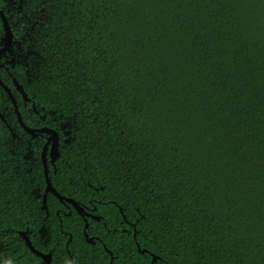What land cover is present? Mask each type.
<instances>
[{"label": "trees", "instance_id": "16d2710c", "mask_svg": "<svg viewBox=\"0 0 264 264\" xmlns=\"http://www.w3.org/2000/svg\"><path fill=\"white\" fill-rule=\"evenodd\" d=\"M0 8L21 41L0 78L61 137L49 180L101 217L94 244L75 208H43V140L0 85V264H41L22 231L76 264H264V0Z\"/></svg>", "mask_w": 264, "mask_h": 264}, {"label": "flooded vegetation", "instance_id": "af4514ba", "mask_svg": "<svg viewBox=\"0 0 264 264\" xmlns=\"http://www.w3.org/2000/svg\"><path fill=\"white\" fill-rule=\"evenodd\" d=\"M2 9V8H1ZM6 9H8L6 7ZM3 10V9H2ZM6 16V14H5ZM7 17V16H6ZM0 19L2 20V17H1V14H0ZM8 19V18H7ZM3 24V23H2ZM4 30V29H3ZM21 41L20 40H17V38H15V36L12 38L11 40V43L8 47V49H6L5 51H2L0 52V67L1 68H4L8 73L9 75L11 76L12 75V72L10 71L9 69V65L8 64H13L16 60H15V56H14V52L16 51V49H19L21 48V45H20ZM6 46V34H5V30H4V34L0 36V49L5 47ZM12 80H13V75H12ZM6 89V88H5ZM7 93L9 94V98L12 100L13 102V98L16 100L17 102V99L15 98L14 96V93L12 91V88L9 87V91L6 89ZM23 96V95H22ZM24 98V97H23ZM29 101V99H25L24 98V104H27V102ZM14 104V103H13ZM15 106V104H14ZM17 106H18V102H17ZM19 108V106H18ZM14 110L16 111V106L14 107ZM20 111V110H19ZM31 134V133H30ZM16 135V134H15ZM33 136V134H32ZM35 139H42L43 140V144H42V151H41V157L43 159V163H44V168H45V176H46V173H47V176L49 175V172H50V164H55L56 160L59 158V156L61 155V152H60V148H59V145H58V149H57V154L55 155L56 156V159H53L52 158V146L54 144V141L50 138V134L49 133H40V132H37L36 136H33ZM61 140V137L59 139V142ZM44 157L46 159V161L44 162ZM46 165V166H45ZM46 167H47V172H46ZM46 176V187L43 189V192L42 190L40 189H36V193L43 199V208H46V211L47 213H49V209L47 207V199L49 197V194H54L55 196H57L60 201L66 206V209L69 211V212H66L65 209H61L65 214H69L71 211H72V208H75L79 213H81L83 216H84V219L86 221V224H85V231H84V235L86 237V239L91 242V243H96V240H101V237L100 235L98 234L97 231H93L91 234H89L87 232V228L89 227V219H97V220H100L101 217L95 213H93L92 211L94 209H91L90 207H85L83 204H81L79 201H77L76 199L74 198H71V197H68V196H65L61 193H59L57 191V189L53 186V188H55V190L61 194L64 198H60L52 189L47 191V188L49 186V183H48V178ZM50 178V177H49ZM44 199L46 200V204H44ZM70 199V201H69ZM76 201V204L73 202ZM59 213L60 209L57 210ZM24 231L21 232V237L25 240V238H29L31 240V238L29 237V232L27 231V235L24 236L23 234ZM90 238L92 240H90ZM70 240H72V237H70ZM26 242V240H25ZM32 242V240H31ZM27 244V243H26ZM33 244V243H32ZM28 245V244H27ZM29 246V245H28ZM34 246V245H33ZM66 246H67V253L69 254L70 257H72V260H71V264H76V262L74 261L73 259V254H72V251L69 249V242L66 243ZM30 247V246H29ZM35 247V246H34ZM62 248V246H60ZM31 248V247H30ZM106 248V247H105ZM35 249L39 252H42L45 256H42V255H39L37 252H35L32 248L31 250L33 252H35L36 254H38L40 257H41V264H63L61 262V256L63 254H65L66 251L64 250H60L59 248V251L57 253V257H55V248H51L50 250L48 251H43V250H40L38 249L37 247H35ZM139 249L142 253L146 252V249H141L140 246H139ZM112 253V252H111ZM50 255V257H49ZM64 257V256H63ZM113 257H111V262L110 264H113ZM156 261V260H155ZM155 261L153 262L152 261V264H155Z\"/></svg>", "mask_w": 264, "mask_h": 264}, {"label": "water", "instance_id": "95a60500", "mask_svg": "<svg viewBox=\"0 0 264 264\" xmlns=\"http://www.w3.org/2000/svg\"><path fill=\"white\" fill-rule=\"evenodd\" d=\"M0 14H1V17H2V22H3V26H4V30H5V34H6V46L0 49V52H2V51H5L6 49H8V47H9V45L11 43V40L14 37V35H13L12 30H11L10 23H9L7 17L5 16L4 11L1 8H0ZM14 82H15L17 88L19 89V91L22 93L23 97L27 100L28 99V96H27V93L24 90V88L19 84V82L15 78H14ZM0 85H2L4 88H6L9 91V86L6 85L1 78H0ZM13 103L16 106V112H17L19 121H20L21 125L25 128V130H27L29 133L33 134V136H36L37 132H40V133L44 132V133H49L50 134V138L54 141V144L52 146V158L53 159H56V156L55 155L57 154V149H58L59 139H60V136H59L58 132L55 131L54 129H51V128H48V127L32 128V127L28 126L23 121L22 116H21V113H20L19 108L17 106V102H16V100L14 98H13ZM0 116L3 117L1 110H0ZM45 161H46V159L44 157V162ZM46 172H47V167H46ZM46 175H47V173H46ZM47 178H48L47 180H48V183H49V186L47 188V191H49V190L52 189L60 198L63 199L64 197L61 194H59L55 190V188H53V185H52L51 181L49 180V177L48 176H47ZM69 201H70V199H69ZM73 202L76 204V201L73 200ZM44 204H46V200L45 199H44ZM23 234H24V236H26L27 235V231H24ZM25 240H26V243L35 252H37L39 255L45 256L42 252H39V251H37L35 249V247L33 246L32 242H31V240L28 237L25 238ZM90 240H92V239L90 238ZM49 257H50V255H49ZM155 260H156V257L153 258V262Z\"/></svg>", "mask_w": 264, "mask_h": 264}, {"label": "rangeland", "instance_id": "374dc122", "mask_svg": "<svg viewBox=\"0 0 264 264\" xmlns=\"http://www.w3.org/2000/svg\"><path fill=\"white\" fill-rule=\"evenodd\" d=\"M15 63V62H14Z\"/></svg>", "mask_w": 264, "mask_h": 264}]
</instances>
